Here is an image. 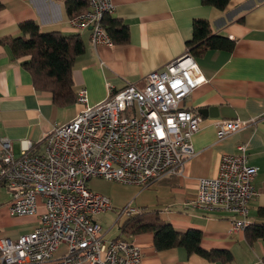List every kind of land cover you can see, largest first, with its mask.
I'll use <instances>...</instances> for the list:
<instances>
[{
    "label": "crops",
    "instance_id": "0c3cea01",
    "mask_svg": "<svg viewBox=\"0 0 264 264\" xmlns=\"http://www.w3.org/2000/svg\"><path fill=\"white\" fill-rule=\"evenodd\" d=\"M0 1V37L18 36L22 33L20 23L34 20L43 32L60 31L83 39L85 51L73 65V89L77 95L85 89L90 104L104 101L109 88L118 91L129 82L143 83L148 73L186 53L196 19L209 21L214 34L233 40L235 46L230 51L208 50L194 56L207 81L183 101L186 108L201 115L202 121L191 138L195 154L186 158L182 171L165 174L148 186L102 178L90 180L98 191L89 185L110 198L114 209L107 212L117 217L118 210L130 204L136 209L131 217L157 213L160 220L179 232L201 230L204 249H227L233 254L232 262H215L198 253L189 254L184 247L157 250L152 232L121 234L120 227L130 216L120 220L116 217L105 228L99 214L96 219L102 223L106 237L137 243L144 264H264V240L251 241L245 229L233 228L232 213L193 204L199 179L217 176L222 156L237 153L238 145L244 144L249 163L258 167L254 182L258 196L250 204L249 225L264 223L259 213L264 207V0H230L223 10L205 5L202 0H113L115 10L110 15L128 25L130 36L126 43L111 45L94 44L91 29L73 25L66 0ZM22 60L14 58L9 45L0 42V138L13 140L16 155L22 151L23 139L31 140L36 151L42 150L44 137L84 107L79 102L57 106L50 91L35 87ZM209 107L214 115L199 113V109ZM224 120L250 122L220 139L217 123ZM0 187L8 193L7 199L0 200V237L16 239L39 224L44 205L40 203L36 215H12L10 190ZM117 225L119 232L110 237Z\"/></svg>",
    "mask_w": 264,
    "mask_h": 264
},
{
    "label": "built area",
    "instance_id": "2783aa9c",
    "mask_svg": "<svg viewBox=\"0 0 264 264\" xmlns=\"http://www.w3.org/2000/svg\"><path fill=\"white\" fill-rule=\"evenodd\" d=\"M84 1L87 8L70 22L91 29L94 44L111 45L103 20L114 12L113 0ZM206 81L187 51L148 73L143 83L129 82L118 91L109 88L99 103L90 104L86 90L80 91L77 102L84 107L56 125L40 151L23 139L16 155L13 140L0 138V182L10 190L9 212L32 216L44 205L33 230L16 239L0 237V264H144L137 243L106 237L96 217L114 207L108 196L91 189L90 180L148 186L182 171L186 158L195 154L191 138L202 121L183 101ZM249 122L219 121L217 136L222 139ZM257 173L246 145H238L237 153L222 156L217 176L199 179L193 204L228 211L233 228L246 229L250 204L258 196ZM135 210L124 205L117 220Z\"/></svg>",
    "mask_w": 264,
    "mask_h": 264
},
{
    "label": "trees",
    "instance_id": "16d2710c",
    "mask_svg": "<svg viewBox=\"0 0 264 264\" xmlns=\"http://www.w3.org/2000/svg\"><path fill=\"white\" fill-rule=\"evenodd\" d=\"M229 2L230 0H202L203 4L221 10ZM2 6L0 1V9ZM66 7L69 16L73 17L83 12L87 3L84 0H66ZM103 21L113 43L129 41V27L123 20L109 14ZM20 29V35L0 37V42L9 45L14 58L23 59L22 65L31 72L35 87L50 91L57 106L67 107L76 103L78 95L73 89L72 70L76 58L85 51L83 39L79 35H66L60 31L43 32L34 20L21 22ZM187 46L193 56H201L208 50L230 51L235 42L226 36L214 34L209 21L196 19L193 23V37L187 41ZM259 213L264 217V207H260ZM120 230L124 235L152 232L157 250L179 246L184 247L189 254L198 253L211 261L233 260L230 250L204 249L201 246V230L179 232L170 223L160 220L157 213L146 212L131 217L122 223ZM245 230L249 240H264V223L248 225Z\"/></svg>",
    "mask_w": 264,
    "mask_h": 264
},
{
    "label": "rangeland",
    "instance_id": "374dc122",
    "mask_svg": "<svg viewBox=\"0 0 264 264\" xmlns=\"http://www.w3.org/2000/svg\"><path fill=\"white\" fill-rule=\"evenodd\" d=\"M16 152H19V150L17 149ZM106 180V179H104ZM90 185L92 186V189L95 190V191H98L96 188H95V185L91 182ZM2 192V193H1ZM7 196H8V193H5V189L3 187H0V200L2 199H7ZM116 217L117 215H115L114 212H107L105 214H101L98 219H101L103 220V225L105 228H107L110 224H112L113 222L116 221ZM124 219H122L123 221ZM121 221V222H122ZM120 222V223H121ZM102 224V223H101ZM119 232V226L117 225L116 227H114L110 233V237H113L114 235L116 236V234ZM109 237V236H108Z\"/></svg>",
    "mask_w": 264,
    "mask_h": 264
},
{
    "label": "water",
    "instance_id": "95a60500",
    "mask_svg": "<svg viewBox=\"0 0 264 264\" xmlns=\"http://www.w3.org/2000/svg\"><path fill=\"white\" fill-rule=\"evenodd\" d=\"M199 113L202 114V115H204V116H208V115H211L212 116V115H214L213 114V108L212 107H209V108H201V109H199ZM217 115L218 114H216L215 116H217Z\"/></svg>",
    "mask_w": 264,
    "mask_h": 264
}]
</instances>
